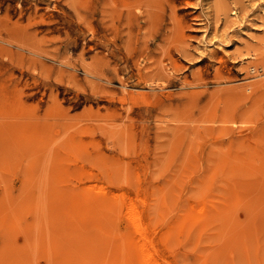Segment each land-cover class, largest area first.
I'll use <instances>...</instances> for the list:
<instances>
[{"label":"rangeland","instance_id":"obj_1","mask_svg":"<svg viewBox=\"0 0 264 264\" xmlns=\"http://www.w3.org/2000/svg\"><path fill=\"white\" fill-rule=\"evenodd\" d=\"M131 201L264 264V0H0V264H140Z\"/></svg>","mask_w":264,"mask_h":264},{"label":"bare ground","instance_id":"obj_2","mask_svg":"<svg viewBox=\"0 0 264 264\" xmlns=\"http://www.w3.org/2000/svg\"><path fill=\"white\" fill-rule=\"evenodd\" d=\"M225 35H228L227 33ZM226 38V37H225ZM224 40V39H223ZM226 40V39H225ZM258 75V74H257ZM2 125V124H1ZM95 128V127H94ZM6 170V169H5ZM145 180V179H144ZM102 184V183H101ZM100 186V185H99ZM102 188V186L100 187ZM99 188V189H100ZM146 188V187H145ZM259 189V188H258ZM145 190V189H144ZM149 190V189H148ZM124 191V190H123ZM9 192V191H8ZM149 193V192H148ZM116 194V193H115ZM121 194V193H120ZM251 194V193H250ZM154 195V194H153ZM28 197V196H27ZM145 197V196H144ZM181 198V197H180ZM132 199V198H131ZM14 201V200H13ZM132 202V201H131ZM148 202V201H147ZM181 202V201H180ZM193 204V203H192ZM129 206V204H128ZM145 206V204H144ZM143 206V207H144ZM195 206V204H194ZM186 207V206H185ZM201 209V206H199ZM2 209V208H1ZM142 212V211H141ZM169 212V211H168ZM129 217L131 219L130 230V239L133 242V253L140 264H162L156 257V251H154L155 247H157V242L154 237L151 236V228L148 222H143L142 217L139 214V209L135 203H131L128 207ZM219 213V212H218ZM225 214V212H224ZM204 215V214H202ZM167 216V215H166ZM204 222V221H203ZM37 224V223H36ZM213 224V223H212ZM203 225V224H202ZM211 225V224H210ZM175 225H173L174 227ZM37 228V227H36ZM160 229V228H159ZM197 229V228H196ZM175 229H173L174 231ZM164 231V230H163ZM162 231V232H163ZM157 232V229H156ZM49 239L50 236H49ZM123 243L120 245L122 246ZM68 249V248H67ZM158 250V249H157ZM36 251V250H35ZM259 251V250H258ZM73 252V251H72ZM51 255V254H50ZM79 257V256H78ZM44 262V261H43Z\"/></svg>","mask_w":264,"mask_h":264}]
</instances>
